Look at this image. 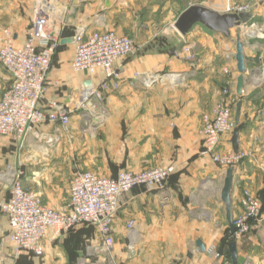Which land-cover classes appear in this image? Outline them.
<instances>
[{
  "label": "crops",
  "instance_id": "1",
  "mask_svg": "<svg viewBox=\"0 0 264 264\" xmlns=\"http://www.w3.org/2000/svg\"><path fill=\"white\" fill-rule=\"evenodd\" d=\"M37 1L0 0V46L7 31L16 44L25 42ZM48 1L55 7L49 28L60 42L41 106L47 110L57 101L74 108L77 91L93 84L104 94L106 114L98 119L76 110L68 131L59 123L44 122L21 141L0 136V172L10 164L22 168L25 187L39 193L47 205L62 208L80 170L103 176L158 166L174 171L163 188L139 186L122 195L111 254L102 250L103 238L90 224H79L61 236L49 230L42 256L18 254L7 239L8 218L0 208V264H231L226 245L230 228L220 193L225 174L201 154L200 129L203 114L222 99L224 88L237 94L235 37L241 29H232L230 39L198 24L183 36L170 24L189 5L173 16L158 15L160 5L150 0ZM252 12L255 25L242 32L247 82L239 95L240 150L251 155L235 168L234 216L242 211L244 189L260 194L264 190V3ZM78 26L88 33L115 30L133 38L139 50L116 62L122 66L117 88L111 83L100 87L106 79L101 68L91 75L72 67ZM184 44L193 47V60L184 57ZM148 71L178 73L180 80L148 87L135 76ZM11 84L12 76L0 62V98ZM232 134L221 141V153L233 151ZM8 188L0 180V202L8 197ZM131 219L138 229L133 254L126 232ZM198 239L206 252L197 246ZM244 243L250 249H242ZM213 246L225 255L223 260L209 251ZM238 254L241 264H264V237L240 240Z\"/></svg>",
  "mask_w": 264,
  "mask_h": 264
},
{
  "label": "built area",
  "instance_id": "2",
  "mask_svg": "<svg viewBox=\"0 0 264 264\" xmlns=\"http://www.w3.org/2000/svg\"><path fill=\"white\" fill-rule=\"evenodd\" d=\"M248 10L253 11L252 5L236 6L229 12ZM54 12L55 7L48 0H38L34 22L25 42L16 44L7 31L0 46V62L12 76V84L3 91L0 98V136L21 141L44 122L59 123L68 131L71 115L76 110L94 114L98 119L105 117L103 94L93 84L83 85L77 91L74 108L57 101H52L47 110L41 106L51 64L60 42V37L49 28ZM171 25L175 28L174 23ZM74 38L72 67L91 75L99 68L103 69L106 79L100 84L102 88L107 87L108 83L116 88L119 86L122 66H116V62L135 55L139 50L133 38L115 30L88 33L86 27L78 26ZM182 53L188 60L195 58L191 45H185ZM135 76L148 87L165 80L174 84L180 80V74L174 72H137ZM223 92L224 97L212 111L203 114L200 134L203 142L201 154L209 156L226 175L228 168H236L248 155L244 151L229 154L217 151L222 138L230 136L236 127L234 110L239 101V95L230 88H224ZM173 171L172 166H165L140 171L122 170L116 176H103L91 170H82L71 181L67 204L62 208H54L45 204L38 193L27 189L23 170L10 164L0 172V180L9 185L8 197L0 202V208L9 223L7 239L18 254L42 256L43 240L49 230L61 236L79 224H90L98 228L103 238L102 250L111 254L115 245L113 224L122 195L139 186L163 188ZM263 218L262 201L244 189L242 211L234 216L236 230L233 236L243 237ZM126 232L128 250L133 254L138 241L135 220H128ZM209 251L217 259L225 258L214 246Z\"/></svg>",
  "mask_w": 264,
  "mask_h": 264
},
{
  "label": "water",
  "instance_id": "3",
  "mask_svg": "<svg viewBox=\"0 0 264 264\" xmlns=\"http://www.w3.org/2000/svg\"><path fill=\"white\" fill-rule=\"evenodd\" d=\"M202 25L205 28L222 33L225 37L232 39V29H241L236 32V61L239 75L237 77L236 92L242 96L244 87L247 82L245 73L247 72L246 58L244 54V40L242 32L248 31L249 26L253 24V12H220L202 4H191L185 8L174 22L175 28L180 34L186 36L196 25ZM242 102L238 101L235 112L236 127L231 137V143L234 153L240 151V114ZM235 185V167H230L221 188V200L225 204L226 217L229 224L230 232L235 233L234 215H233V192ZM197 246L202 252L207 251L206 245L201 239L196 241ZM230 259L232 264H239V255L237 242L232 241L229 244Z\"/></svg>",
  "mask_w": 264,
  "mask_h": 264
},
{
  "label": "rangeland",
  "instance_id": "4",
  "mask_svg": "<svg viewBox=\"0 0 264 264\" xmlns=\"http://www.w3.org/2000/svg\"><path fill=\"white\" fill-rule=\"evenodd\" d=\"M150 1H152V2H156V4H159L160 5V8L158 9V15H160L161 13L162 14H166V15H168V14H170V13H172V12H174V14H173V16H176V15H178V13L182 10V9H184L185 7H187L188 5H190V4H193V3H202V4H206V5H209V6H215V7H218L219 9H221L222 11H227V12H229V11H231L232 9H233V7H236V6H244V5H252V8L253 7H256V6H259L260 4H262V3H264V0H150ZM227 3V4H226ZM172 24V23H171ZM170 24V25H171ZM243 34V33H242ZM185 45V44H184ZM56 52H57V50H56ZM56 54V53H55ZM55 56V55H54ZM53 60H54V58H53ZM52 65H53V61H52V64H51V68H52ZM51 68H50V70H51ZM103 94V93H102ZM103 97H104V94H103ZM224 97V92L222 93V97L221 98H223ZM224 137H226V136H224ZM224 137L222 138V140L224 139ZM221 140V141H222ZM17 141V140H16ZM221 141H220V143H221ZM220 145V144H219ZM202 149V148H201ZM217 151L219 152V153H221L220 151H219V146H218V148H217ZM240 151H244V152H246L247 153V157H245V158H243L238 164H237V167H239L241 164H243V162H245L248 158H249V156L251 155V152H250V150H240ZM230 152H233V151H229V152H222L221 154H229ZM215 164H217L216 162H215ZM158 167H165V166H158ZM20 168V167H19ZM154 168H156V167H154ZM20 169H22V168H20ZM147 169H151V168H147ZM123 170H128V169H123ZM144 170H146V169H144ZM80 171H82V170H80ZM122 171V170H121ZM77 172H79V171H77ZM76 172V173H77ZM120 172V171H119ZM75 173V174H76ZM74 174V175H75ZM74 177V176H73ZM71 181V180H70ZM70 185H71V183H70ZM27 189H29V188H27ZM30 190H32V189H30ZM251 193H253L254 195H256L260 200H262L263 202H264V200H263V198H264V190H263V192H262V194H260L259 192L258 193H256V192H253V191H251L250 189H248ZM32 191H34V190H32ZM35 192V191H34ZM37 193V192H36ZM39 194V193H38ZM40 195V194H39ZM41 196V195H40ZM41 198H42V196H41ZM43 200V199H42ZM44 202V201H43ZM46 204V203H45ZM55 208V207H54ZM256 234L258 235V236H256ZM253 236H255V237H259V239L260 238H263L264 237V219L261 221V222H259V224L258 225H256L255 227H253L247 234H245L243 237H241V238H235L237 241L239 240H241V241H243V240H249L250 239V237H253ZM238 241V242H239ZM243 244V243H242ZM250 246L251 245H248L247 243L245 244L244 243V245H242V249H243V247H244V249H250ZM239 255V254H238ZM242 263V260H240V258H239V264H241ZM231 264H232V262H231Z\"/></svg>",
  "mask_w": 264,
  "mask_h": 264
},
{
  "label": "trees",
  "instance_id": "5",
  "mask_svg": "<svg viewBox=\"0 0 264 264\" xmlns=\"http://www.w3.org/2000/svg\"><path fill=\"white\" fill-rule=\"evenodd\" d=\"M59 47V45H58ZM58 47H57V50H58ZM262 201V200H261ZM262 204H263V209H264V202L262 201ZM232 241H236L237 242V248H238V241L235 239V237L233 236V234L231 232H229V235L227 237V241H226V245H228L227 247V253H228V256L230 257V252H229V244L232 242Z\"/></svg>",
  "mask_w": 264,
  "mask_h": 264
},
{
  "label": "bare ground",
  "instance_id": "6",
  "mask_svg": "<svg viewBox=\"0 0 264 264\" xmlns=\"http://www.w3.org/2000/svg\"><path fill=\"white\" fill-rule=\"evenodd\" d=\"M227 4V3H226Z\"/></svg>",
  "mask_w": 264,
  "mask_h": 264
}]
</instances>
